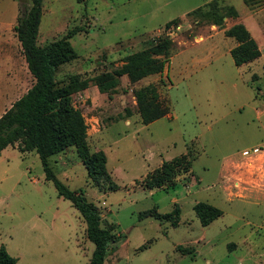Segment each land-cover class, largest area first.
Instances as JSON below:
<instances>
[{"label":"rangeland","instance_id":"rangeland-1","mask_svg":"<svg viewBox=\"0 0 264 264\" xmlns=\"http://www.w3.org/2000/svg\"><path fill=\"white\" fill-rule=\"evenodd\" d=\"M27 3L0 0V113L33 82L14 30ZM211 7L226 14L222 26L212 22ZM170 19L176 21L166 27ZM237 22L260 50L241 65L229 51L236 40L224 34ZM73 27L77 55L59 66L56 78L90 79L73 102L88 125L89 149L106 153L114 185H96L74 146L49 156V165L70 188H82L120 234L103 264H264V0H43L39 44ZM166 36L172 47L162 71L136 81L123 74L99 89L94 77ZM149 83L168 111L144 123L135 91ZM181 154L186 168L173 183L147 185L163 160ZM197 201L223 212L202 225ZM175 205L177 224L142 215ZM1 244L19 264H87L92 254L83 217L45 179L35 151L0 150Z\"/></svg>","mask_w":264,"mask_h":264},{"label":"trees","instance_id":"trees-1","mask_svg":"<svg viewBox=\"0 0 264 264\" xmlns=\"http://www.w3.org/2000/svg\"><path fill=\"white\" fill-rule=\"evenodd\" d=\"M42 4L43 0H30V3L24 4L14 24L15 34L20 42L27 67L33 76V82L0 115V150L9 144L17 143L21 151L34 150L38 154L45 179L53 182L58 195L72 202L86 223L87 238L94 243L87 264H103L108 250L117 244L120 234L116 232L113 223L103 222L99 206L86 198L82 188H70L56 176L49 165V156L74 146L89 178L96 185L101 186L104 182L110 187L114 185L106 167V153L102 149L94 151L89 149L88 125L82 110L73 102V93L87 87L90 79L81 78L79 74H70L64 81L56 78L59 66L77 55L70 37L78 31V28L73 27L63 36L39 44L37 37ZM229 14L236 15V11ZM224 15L226 14L219 13L216 7H211L212 22L219 27L223 24ZM175 21V19L168 20L166 27ZM224 34L236 40V44L230 48V54L236 65L249 62L259 56L260 50L256 39L243 23L237 22L224 28ZM171 47L172 40L168 36L163 37L149 47L128 54L120 67L113 71H105L94 77V80L103 91L114 86L120 75L126 74L130 81H136L148 74L160 72L165 59L170 56ZM135 96L144 123L157 119L168 111V108L157 98L154 84L149 83L136 89ZM186 163L184 154L163 160L161 165L149 175L147 185L158 187L173 183L176 174L186 168ZM193 209L202 225L209 224L223 212L221 208L207 201L195 202ZM179 213L180 208L175 205L166 213L146 210L142 215L156 214L160 218H169L173 224H177ZM176 247L183 253L192 251L191 248L181 244ZM0 264H19L17 258L11 255L3 244L0 245Z\"/></svg>","mask_w":264,"mask_h":264},{"label":"crops","instance_id":"crops-1","mask_svg":"<svg viewBox=\"0 0 264 264\" xmlns=\"http://www.w3.org/2000/svg\"><path fill=\"white\" fill-rule=\"evenodd\" d=\"M205 38L208 39V37H205ZM209 44H210V42H208V43L205 44V47H204V48H205V51H206V49H209V46H207V45H209ZM206 46H207V47H206ZM211 51H212V50H211ZM229 51H230V50H229ZM207 53L209 54V55H208L209 59L212 58V54H211V53H213V52H207ZM206 55H207V54H206ZM205 57H207V56H205ZM17 98H18V97H17ZM15 99H16V98H15ZM15 99H14V100H15ZM14 100H13V101H14ZM13 101H12V102H13ZM12 102H10L9 105H8L6 108H8V107L11 105ZM6 108L3 109V112L5 111ZM1 114H2V113H0V115H1ZM7 146H12V147H17V148H18L17 143H14L13 145H10V144H9V145H7ZM7 146H6V147H7ZM18 149H19V148H18ZM19 150H20V149H19ZM20 151H21V150H20ZM28 151H34V150H24V151H22V152H28Z\"/></svg>","mask_w":264,"mask_h":264}]
</instances>
